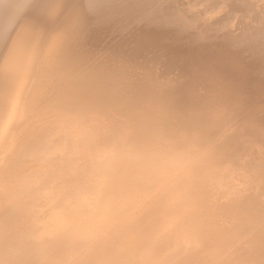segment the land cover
Returning <instances> with one entry per match:
<instances>
[{"label": "bare ground", "instance_id": "6f19581e", "mask_svg": "<svg viewBox=\"0 0 264 264\" xmlns=\"http://www.w3.org/2000/svg\"><path fill=\"white\" fill-rule=\"evenodd\" d=\"M173 1L0 0V264H264V0Z\"/></svg>", "mask_w": 264, "mask_h": 264}, {"label": "rangeland", "instance_id": "374dc122", "mask_svg": "<svg viewBox=\"0 0 264 264\" xmlns=\"http://www.w3.org/2000/svg\"><path fill=\"white\" fill-rule=\"evenodd\" d=\"M174 1H175V0H174ZM174 1H173V2H170L172 5H173V3H174V5L172 6V5L170 4V6H169V7H170V10H169V7H167L166 11H169V12L173 11V12H171V13H173V14H174V12L176 11V12H175V15H174L173 17H171V19H174V20H176V21H179V23H181V24H183L182 22H186V23L188 24V22L185 21V20H187V19H186L187 16H190V15H191V13H190L189 15H187V11H186V10H187L186 8L188 7V6H186V5H188L189 3L187 4V0H184V1H183V0H178V1H176V2H174ZM188 1L190 2L191 6H193V4H195V1H198V0H191L192 2L194 1L193 3H192L190 0H188ZM200 1H201V0H200ZM175 3H176V4H175ZM196 3H197V2H196ZM198 3H199V1H198ZM198 3H197V4H198ZM200 3H202V4L204 5V7H205V4H204L203 2H200ZM200 3L198 4V6L202 7V8L199 7L200 9H203V6H201ZM177 4H178V5H177ZM180 4H181V5H180ZM179 5H180V6H179ZM175 6H176V8H174ZM182 6L185 7V9L182 8ZM189 6H190V5H189ZM194 6H196V4H195ZM198 6H197V7H198ZM172 7H173L174 9H173ZM178 7H179V10H181V11L184 10V11L179 13V12H178ZM180 8H181V9H180ZM182 9H183V10H182ZM205 9H206V8H205ZM207 9H208V7H207ZM209 9H210V6H209ZM217 10H218V12H219V10H221V9L218 8ZM217 10H216V11H217ZM222 11H223V10H222ZM177 12H178L179 16H181V17L178 16ZM218 12H215V13H218ZM181 13H184L183 15H187V16H185L186 18L184 17L185 19H183V15H182ZM188 13H189V12H188ZM221 13L223 14L224 12H221V11H220V14H221ZM220 14H216V16L220 17V16L222 15V14H221V15H220ZM177 17H178V18H177ZM202 17H203V19L206 18V16H203V15H202ZM179 18H180V19H179ZM181 18H182V19H181ZM203 19L201 20V23H200V24H202V26L205 25V24H203L202 22L206 21V20H203ZM207 21H208V20H207ZM189 24H190V23H189ZM184 26H185V25H184ZM214 26H216V28L218 29L219 24L214 25ZM214 26L212 27V29L209 28V26H207V27H206V29L208 28L207 31L211 29L210 31H211V33H212V32H214V31H212V30H217ZM217 26H218V27H217ZM204 27H205V26H204ZM201 28H203V27H201ZM214 28H215V29H214ZM205 31H206V30H204V32H205ZM207 31H206V32H207ZM210 31H209V33H210ZM211 36H212V35H211ZM71 61H72V62H75V63H78V60H71ZM82 66H83V65H82ZM83 67H84V66H83ZM83 67L80 66L79 68L82 69ZM79 70H80V69H79ZM70 80H71V79H70ZM70 80H68V82H67L66 84H68ZM70 83H71V82H70ZM69 85H70V84H68V85H66V86H69ZM66 86L64 85V88H66ZM69 87H70V86H69ZM52 88H53V87H52ZM55 88L58 89V87H54L53 89H55ZM61 88H63V87H61ZM56 89H55V91H56ZM59 89H60V87H59ZM59 89H58V90H59ZM53 95H54V94H53Z\"/></svg>", "mask_w": 264, "mask_h": 264}]
</instances>
